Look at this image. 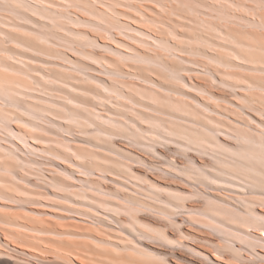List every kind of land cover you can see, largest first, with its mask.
I'll use <instances>...</instances> for the list:
<instances>
[{
  "label": "rangeland",
  "instance_id": "rangeland-1",
  "mask_svg": "<svg viewBox=\"0 0 264 264\" xmlns=\"http://www.w3.org/2000/svg\"><path fill=\"white\" fill-rule=\"evenodd\" d=\"M43 1L0 0V59L17 68L28 69L32 77L0 68V82L6 85L2 87L0 83V145L13 150L27 163L21 164L23 162L11 154L4 157L6 150L0 147V167L6 169L0 170V264H80V258L83 264H264V237L259 234L264 231L263 170L262 174L249 173L225 182L214 181L217 180L215 171L227 169L231 163L236 165L235 155L209 145L202 144L198 148L184 137L185 141L169 136L161 127L156 130L161 133L160 138L153 133L156 141L151 133L135 130L132 125L106 136L94 132L95 126L89 122L77 125L73 120L63 118V121L58 116L62 113H58L60 107L57 106L58 111L49 107V101L52 105L53 102L62 103L64 98H73L84 105L85 115L96 122L97 111L105 118L110 115L109 110L115 109L113 104L122 99L117 95L120 90L135 95L138 100L141 98L139 92L154 94V89L150 88L155 86L107 72L110 68L103 58L118 60L116 53H121L131 57L120 61L121 66L124 64L120 66L122 70L137 69L143 77L187 95L181 98L156 90L154 96L160 100L157 107L177 116L183 113L180 108H185L190 118L210 124L211 128L221 130L219 133L255 136L257 132L233 121L251 116L256 122L264 123V94L255 92L256 89H242L246 84L244 78L231 80L223 76L220 70L223 67L216 60L237 63V58L222 47L234 43L220 38L219 30L264 46V29L261 28L264 0H49L56 3V12L43 10ZM140 15L147 20L138 25L133 18ZM139 31L152 33V40L142 38ZM19 33H24V37ZM153 36L159 40L153 41ZM134 38L151 47L146 43L148 49L141 48ZM38 44L58 53L44 52ZM100 44H105L109 50L102 49ZM124 45H135L143 55L155 56L152 54L155 50L163 54L161 59L167 66L163 68V64L159 65L162 61L155 58L154 61L160 63L154 62L153 70L138 69L145 62L136 61L138 57ZM72 48L85 51L95 59L89 60ZM182 59L188 62L183 63ZM97 69L101 70L98 74L94 71ZM169 69L174 70L171 73ZM62 71L84 79L88 75L99 77L111 87L110 95L118 98L107 95L110 98L101 105L87 93L89 88L82 83L74 85L82 87L84 92L65 86L61 79L72 78L58 76ZM170 75L175 77L170 78ZM256 79L252 81L264 83ZM119 80L126 85L121 86ZM180 81L193 88L184 87ZM203 88L233 104H243L247 116L237 114L238 109L227 102L196 92ZM128 89L134 93L137 89V92L133 94ZM29 90H33L31 93L35 96L48 99L49 103L47 108L45 102L41 103L46 110L38 111L35 118L27 114L29 104L33 103L32 98L27 99ZM3 92L11 99L5 98ZM157 92H161L162 97ZM191 98L213 111L194 105ZM169 102L171 109L168 110ZM123 103L127 106L123 112L128 114L124 117L134 116L133 110L130 111L133 104L126 99ZM172 104L180 111L173 110ZM144 114L159 118L160 123L179 131H202L201 126L193 122H175L166 115L145 111ZM112 117L125 120L123 116ZM30 125L39 130L33 128L32 131ZM138 125L157 127V124L141 120ZM18 137L25 139V144ZM218 138L231 147L237 145L229 137L218 134ZM211 149L213 152L209 151ZM77 152L83 157L76 158ZM189 156L203 166L204 174L187 169ZM223 161H228L229 167ZM166 189H171L172 194ZM175 190L182 192V199L176 197ZM19 225L45 231V236L40 235L47 239L46 242L33 241L29 238L33 232ZM27 234L28 237L24 236ZM74 252L79 259L73 258Z\"/></svg>",
  "mask_w": 264,
  "mask_h": 264
},
{
  "label": "bare ground",
  "instance_id": "bare-ground-1",
  "mask_svg": "<svg viewBox=\"0 0 264 264\" xmlns=\"http://www.w3.org/2000/svg\"><path fill=\"white\" fill-rule=\"evenodd\" d=\"M43 4H45V5H43V7H42V9L43 10H45V11H51V12H56L55 11V8H56V3H54V2H51V1H49V0H45V1H43ZM16 5V4H15ZM130 5V4H129ZM128 7V6H127ZM58 8V7H57ZM129 9H132V8H129ZM140 9V8H139ZM135 10V9H134ZM109 11V10H108ZM125 11V10H124ZM136 11V10H135ZM136 12H138V11H136ZM119 13H121V12H119ZM123 13V12H122ZM130 18H133L132 16H129ZM133 20L134 21H136V23L138 24V22H139V24L141 23L140 21H145V20H147L146 19V17H142L141 15H140V17H138L137 16V18H133ZM138 24V25H139ZM258 24H260V23H258ZM238 25V24H237ZM240 26V25H239ZM262 29H264V25H262V27H261ZM143 29H145V28H143ZM161 29H164V27H162ZM139 33L140 34H142V38L144 37H146L147 39H148V37H149V39H151L152 40V33L151 34H149V33H147V32H142V31H139ZM139 33H138V35H139ZM19 34H22L23 35V37H24V33H19ZM218 34H219V37L220 38H222V39H226L227 41H229V42H232V43H234L233 45H225V46H222L225 50H228V52H229V54H231L232 56H234V57H236L237 59H236V61H237V63H234V61H232V63L230 62V63H228V62H224V61H221V60H219V61H217L216 60V63L218 64V65H220V66H222L223 68H221L220 70H221V74H223V76H225V77H228L229 79H231V80H234V79H237V80H239V79H242V78H244L245 80H246V84L243 86V88L242 87H240V88H242V89H244L245 91H250V90H254V89H256V91L255 92H257V93H259V92H261L262 94H264V83H257V82H254V81H252V79H255V80H257L256 78H259V79H261V80H264V46L262 47V46H260V45H258V44H254V43H252V42H250L249 40H245V39H238L237 37H234V36H232L229 32H224V31H220L219 30V32H218ZM140 36V35H139ZM182 36V35H181ZM154 37V36H153ZM159 38V37H158ZM154 40L153 41H156V40H159V39H157V38H153ZM188 40H190L189 38H187ZM136 40V43H138L139 42V45L141 46V48H143L144 47V49H148V48H146V43L147 42H145V41H142V40H139L138 38L136 39V38H134V41ZM202 40H205V39H202ZM48 41V40H47ZM188 42V41H187ZM186 42V43H187ZM21 43V42H20ZM141 43H142V45H141ZM144 43V44H143ZM21 44H23V45H25L24 43H21ZM120 44V43H119ZM189 44V47H190V43H188ZM192 44V43H191ZM213 44V43H212ZM97 45V44H96ZM156 45V44H155ZM158 45H160V43L158 44ZM202 45V44H201ZM128 50H129V52H131L134 56H136V57H138V59H136V61H142V62H145L144 63V66H139L138 67V69H144V68H148V70L150 71V70H153V68H151L152 66L151 65H153L154 64V59L155 58H159L161 61H162V59H161V56L163 57V54H161V53H158V52H156L155 50H154V45H152V46H154L153 47V50H154V52H152V54H155V56H151V55H148V54H140L139 52H138V50H137V48H136V46L135 45H124ZM151 47V45L149 44V43H147V47ZM188 46V45H187ZM216 46V45H215ZM233 46H235V47H233ZM38 47L40 48V50H43L44 52H46V51H53V52H55V53H58L56 50H54V49H52L51 47H48V46H45V45H42V44H38ZM100 47H102V49L103 48H105L104 50H109V48L107 49L106 47H108V46H106L105 44H100ZM149 47V48H150ZM139 48V47H138ZM219 48V47H218ZM124 49V48H123ZM140 49V48H139ZM72 51H75V52H78V53H81L85 58H88L89 60H94L95 58H93L92 57V55L90 56L89 55V53H87V52H85V51H82V50H79V49H76V48H72L71 49ZM111 50V49H110ZM112 50H113V48H112ZM111 50V51H112ZM197 50V49H196ZM222 50V49H221ZM250 50H254L253 52L252 51H250ZM124 51V50H123ZM127 51V50H126ZM146 51V50H145ZM148 51V50H147ZM146 51V53H148ZM121 52V51H120ZM143 52V51H142ZM228 52H227V54H228ZM150 53V52H149ZM157 53V54H156ZM116 54H119V59L118 60H114V59H105V58H103V60H105V64L107 63L108 64V68H110V70L108 69V71L107 72H110V73H113V74H115V75H117V76H120V78L122 77V78H125V76L127 77H133V78H137L138 80H140V81H142L143 83H146V85H148V86H150V87H152V86H155V87H152V88H150L151 90L152 89H154V90H152V92H154V94L156 93V90L157 91H159V90H163V91H166V93L165 94H167V92L168 93H171L170 95L172 96H174V94H176L177 96L178 95H180L181 96V98L183 97V96H187L186 94H184V93H182V92H180V91H177V90H174V89H172V88H169V87H164V86H161V85H159V84H157V83H155L154 81H151L150 79H148V78H146V77H143L140 73H137L136 71H137V69L135 70V71H133V69H130L129 70V72L128 71H124V69L122 70V66H124V64L121 66V63H120V61H125V60H127V59H129V58H131V57H128L127 55H124V54H121V53H116ZM130 54V53H129ZM161 54V55H160ZM228 54V55H229ZM230 55V56H231ZM165 57V56H164ZM180 57V56H179ZM179 57H178V59H179ZM166 58V57H165ZM164 59V58H163ZM132 60H134V58H132ZM215 60V59H214ZM32 61V60H31ZM180 61H181V58H180ZM182 61H183V63H187L188 62V60H183L182 59ZM187 61V62H186ZM29 62V61H28ZM42 62H44V60H42ZM213 62L214 61H211L210 63H212L213 64ZM45 63V62H44ZM155 63H157V64H159L158 62H157V60H156V62ZM163 64V65H162ZM217 64H216V66H217ZM25 65V67H29V66H26V64H24ZM102 65H104V64H102ZM155 65V64H154ZM159 65H162L163 66V68H165L166 66H167V64H166V62H164V61H162ZM109 66H112V68L111 67H109ZM121 66V67H120ZM156 66V65H155ZM61 68H64V70H69V69H67V68H65V67H63V66H60ZM114 67H115V69H114ZM0 68H6V70H13V71H15V72H18V73H21V74H26L29 78L31 77V75L28 73V69H22V68H17V67H15V66H13V65H10V64H8L7 62H6V60H1L0 59ZM86 68V67H85ZM106 68V67H105ZM137 68V67H136ZM128 69V68H127ZM172 69V68H171ZM176 69V68H175ZM184 69H185V67H184ZM183 69V70H184ZM8 70V71H9ZM80 70H82V69H80ZM148 70H146L145 69V72L147 71L148 72ZM174 70V69H173ZM173 70H171L170 71V69H169V71L172 73V71ZM182 70V71H183ZM70 71V70H69ZM95 72H97V74H98V72H101V70H94ZM169 71H168V73H169ZM184 71H186V70H184ZM58 74V76H68V77H70V78H72V79H69V80H63V79H61L62 80V83H64V85L65 86H69V87H71L72 88V90H74V91H77V90H79V92H84V91H82V90H84L82 87H76L75 85L76 84H81L82 83V85L83 86H86V87H88L89 88V91L87 92V93H89V94H91L92 96H93V99H94V101H96V100H98L99 101V103L101 104V105H104V102H105V100H108V98H110V97H112V98H118V96H120L121 98V101L119 102V101H116V103H114L113 105H114V107H115V109H113V110H109L108 112H109V114L110 115H107V117H105L104 118V116H101L100 115V112H99V115H98V111H97V114H96V116H95V118H98V121H96L95 122V120L93 121V120H91V119H89L86 115H85V112H83L84 111V107H82V106H84V105H82L81 103H79L77 100H75V99H73V98H64L63 99V102L62 103H59V102H53L52 103V105L54 104V105H56V106H52V105H50L51 104V102L49 101V103H48V99H45V98H43V97H38V96H35V95H33L32 93H31V91H33V90H29L28 92L30 93V94H26L27 95V99H28V97L31 99V100H33V103L31 104H29V107H28V109H27V114H29V115H31V116H34V118L35 117H37V113H38V111H41L42 109L43 110H46V109H44V108H42L43 106V104H44V106L47 108V106H48V104H49V107H50V109H54V110H56V111H58V108H57V106H59L60 108H59V111H58V113H60V111L62 112L61 114H59L58 116H60L62 119L64 118V119H66V120H73V121H75V123L77 124V125H80V124H82V122H89L90 124H93L95 127H94V129H93V131L94 132H97V133H99V134H105L106 136H108V135H111V134H113V132H115V131H118V130H121V128L122 127H127L128 125H132V126H134L136 129L135 130H140L141 132H143V133H151L150 135H151V137L152 136H154V134L153 133H155L156 135H158L159 134V137L157 136V138H160V136H161V133H158V132H156V130H157V128H160L161 127V129L163 128L164 130H166V133L167 134H169V136L170 135H172V136H177V138H175V139H178L179 137H181V138H179V139H182L183 140V137H184V139L186 140V142H189L190 144L191 143H194V144H196V147H198L199 145L201 146L202 144L203 145H209L210 147H212V148H214V149H217V150H222V151H227V152H230V153H232L233 155H235L237 158H238V160L236 161L237 163H236V165H232V163L230 164V167L232 168H230L229 167V164H228V161L226 162H222L223 164L225 163V164H228V167L230 168H227V166L225 165L224 166V168H227V169H220V170H218V171H215L214 169H215V167H214V169H212V173H213V171H215L214 173H217L215 176L217 177V180H214V181H218V182H220V181H222V182H225V180H227V179H229V178H231V179H235V178H237L238 176H240V178H241V175H242V177H244V175H245V177H246V175H249V173L251 174H262V170H263V172H264V123H262V122H256L251 116H248V118H246V119H236L235 118V120L233 121L236 125H239V126H244V127H247V128H249L250 130H252V131H254V132H257L256 133V135L254 136V135H252V134H240V133H236V134H226V133H219V131H221V130H219V129H214V128H211L210 127V124L209 125H206V124H204V123H202V122H200V121H198V120H193L192 118H190L189 117V114L187 113V111H186V109L184 108H180L181 109V111L179 110V109H176V107H178V106H176L175 107V105L177 104V102L175 103V102H172V103H175V105L174 104H172V105H174V106H172V108L173 107H175V108H173V110L174 109H176V110H179L182 114H181V116L179 115V116H177V115H174L173 113H167L165 110H163V109H161V107H157L158 106V104H159V102H160V100L158 99L157 100V98H155V96H154V94L153 93H149V94H145V93H142V92H139V94H140V96H141V98L140 99H143V100H145V101H147V103H145L144 101L142 102V100L140 101V99L138 100V99H136V97L134 98V96H132V95H130V94H128V93H126V92H123L124 91V89H123V91L122 90H120L119 91V93L117 94L118 96H115V97H113V96H111L110 95V92L112 91L111 90V87H109V85L106 83H104L99 77H95V76H90V75H88V76H86L85 77V79L83 78V77H78L76 74L74 75V74H72V73H68V72H65V71H62V72H58L57 73ZM96 74V73H95ZM173 74H174V72H173ZM20 75V74H19ZM100 76V75H99ZM169 76V75H168ZM172 76H174V75H170V78H172ZM178 76V75H177ZM68 77H67V79H68ZM127 77V78H128ZM175 77V76H174ZM32 78V77H31ZM60 77H57V79H59ZM176 78H179V77H176ZM66 79V78H65ZM1 80V79H0ZM74 80V81H73ZM136 80V79H135ZM137 80V81H138ZM87 81H92L94 84H92V85H95V88H94V86H92V85H90ZM118 83L120 82V84L122 83V85L121 86H123V84L124 85H126V82L124 83L122 80H119V81H117ZM180 82H182L183 83V85H184V87H188L189 89H192L193 87L192 86H189L188 84H186V83H184L183 81H180ZM0 83H2L1 85H2V87L5 85V83L3 84V82H0ZM116 83V82H115ZM6 84H8V83H6ZM75 84V85H74ZM119 84V85H120ZM133 84V83H132ZM141 84V83H140ZM99 87H97V86ZM108 85V86H107ZM143 85H145V84H143ZM6 86V85H5ZM124 87V86H123ZM186 87V88H187ZM122 88V87H121ZM157 88V89H156ZM159 88V89H158ZM239 87H237V88H235V89H238ZM23 89H26V88H23ZM195 89V88H194ZM129 91H134V90H131V89H128ZM14 91H16V92H18V93H20V94H22V92L21 91H19V90H14ZM162 91V92H163ZM27 92V91H26ZM27 92V93H28ZM131 92V93H132ZM137 92V89H135V93ZM143 92H145V91H143ZM196 92H201L202 94H207L209 97L208 98H211V99H213V100H220V101H222V102H227V103H229V104H231V105H233L235 108H237L238 109V111L239 112H236L237 114H244V115H246V112H245V108H244V105L243 104H241V103H239V104H233L232 102H229L226 98H224V97H219V96H215V95H213V94H210L209 92H207L204 88L202 89V90H198V89H196ZM130 93V92H129ZM134 92H133V94H135ZM158 93H159V95H158ZM160 93L161 92H157V95L158 96H160ZM261 93H259V94H261ZM3 94H5V98H9L10 96L8 95V93L7 92H3ZM32 94V95H31ZM24 95V94H23ZM22 95V97H24ZM25 95V96H26ZM107 95H109V96H107ZM154 97H153V96ZM175 95V96H176ZM236 96H238V94H235ZM251 95L252 96H255V93H251ZM169 95H167V97L166 98H168L169 99V97H168ZM179 96V97H180ZM18 97H20L19 95H18ZM160 97H162V96H160ZM178 97V98H179ZM244 97V99H247V98H245V96H243ZM25 99H26V97H24ZM171 98V97H170ZM172 98H174V97H172ZM176 98V97H175ZM187 98V97H186ZM189 98V97H188ZM242 98V97H241ZM9 99H11V98H9ZM20 99V98H19ZM22 99V98H21ZM128 100L129 102H131L132 104H133V107H132V109H130V111L131 110H133V112H134V116H129V117H124V116H126V115H128V114H125L123 111L126 109V105L123 103V101L124 100ZM190 99V98H189ZM243 99V98H242ZM241 99V100H242ZM15 99H12L11 101H14ZM191 100H193V102H194V105H196V106H199L200 108H202V109H204L205 111H207V108L208 109H210L208 106H206L204 103H201V102H199L198 100H196V99H194V98H191ZM23 101V100H22ZM34 101H38V105H37V102H34ZM243 101V100H242ZM15 102V101H14ZM43 102H45V103H43ZM108 102V101H107ZM7 103V102H6ZM6 103H5V106H7V105H10V104H7L6 105ZM21 103V102H20ZM19 103V104H20ZM41 103H43V104H41ZM48 103V104H47ZM68 103H70L69 105H68ZM14 104H16V102L14 103ZM18 104V105H19ZM147 104H149V105H152L153 107H150L149 105H147ZM117 105H120L121 106V108H119ZM190 105V104H189ZM189 105H187L188 107H189ZM137 108H136V107ZM10 107H12L11 105H10ZM14 107V106H13ZM18 107V106H17ZM20 107V106H19ZM18 107V108H19ZM80 107H82V108H80ZM207 107V108H206ZM15 108H16V105H15ZM22 108V107H21ZM20 108V109H21ZM38 108H40V109H38ZM156 108V109H155ZM167 109V108H166ZM169 109H171V105H170V102H169V106H168V110ZM48 110V109H47ZM4 113H6L4 110H2ZM50 111V110H49ZM56 111H54V112H56ZM144 111L145 112H147V113H150V114H154V113H156V114H162V115H166V116H168V117H170L169 119L170 120H175V122H176V120H181V121H183V122H186V123H191V122H193V123H195V124H197V125H199V126H201V130L202 131H200V132H194L193 130V133L191 132V131H188V130H185V129H183V130H185V131H188V132H183V131H179V130H176V129H173V128H171V127H167V126H165L164 125V123H160V120H159V118H156V117H153V116H150V115H147V114H144ZM210 112H212L213 110H209ZM12 112V111H11ZM173 112V111H172ZM90 113V112H89ZM36 115V116H35ZM117 116V117H121V116H123L124 117V119L125 120H122V121H120V120H117V119H115V117H112V116ZM162 115H161V117H162ZM89 116V115H88ZM247 116V115H246ZM164 117V116H163ZM1 118V117H0ZM4 118H5V116H4ZM4 118H2V119H4ZM64 119H63V121H64ZM234 119V118H233ZM103 120V121H102ZM140 120L143 122V121H145V122H148V123H150V124H157L155 127H156V129H152V126L153 125H151L150 126V128H142L141 126H139L138 125V121L140 122ZM213 120V119H212ZM173 121H172V123H173ZM215 121V120H214ZM85 122V123H86ZM174 122V123H175ZM173 123V124H174ZM252 123H253V125H252ZM84 124V123H83ZM213 124L215 125V124H217V122L216 123H214L213 122ZM143 125H144V123H143ZM148 125V124H147ZM182 125V124H181ZM131 126V127H132ZM31 127V128H30ZM30 129H32V131H33V128H35V126L34 125H30ZM154 127V126H153ZM184 127V126H183ZM128 128V127H127ZM186 129H188L187 127H186ZM12 131L11 129H8V131ZM35 130H37V128H35ZM39 130V129H38ZM37 130V131H38ZM44 130V129H43ZM124 130V129H123ZM9 131V132H10ZM31 131V130H30ZM47 131V130H46ZM92 131V132H93ZM218 134H219V136H225V137H229L230 139H233L236 143H237V145H236V147L235 146H233V147H231V146H229V145H227V144H225V143H222L221 141H220V139L218 138ZM104 135V136H105ZM103 136V135H102ZM150 137V136H149ZM19 139H20V137H18ZM174 138V137H173ZM152 139H155V141H156V138H154V137H152ZM20 140H22V142L25 144V139H20ZM185 140H183V141H185ZM222 140H224V139H222ZM49 141V140H48ZM146 141V140H145ZM226 141V140H225ZM45 142V141H44ZM185 142V143H186ZM228 142V141H227ZM21 143V142H20ZM188 143V144H189ZM234 143V142H233ZM235 143V144H236ZM155 144V143H154ZM235 144H233V145H235ZM90 145H93V146H96V147H102L103 145H101V144H98V145H96V144H90ZM199 146V147H200ZM0 147H1V149H4V150H6V151H4V157L5 156H9L10 154L12 155V156H15L16 158H17V160L18 161H21V162H23V163H21V164H27V163H24V160L22 159V158H20V157H18L16 154H14V152H13V150L12 151H10V149H8L7 147H2L1 145H0ZM198 147V148H199ZM35 148V147H34ZM207 148H209V147H207ZM206 148V149H207ZM35 149H37V148H35ZM105 149H106V147H105ZM205 149V148H204ZM38 150H42V149H38ZM37 150V151H38ZM43 151V150H42ZM209 151H211V152H213L212 151V149L211 150H209ZM162 154V153H161ZM222 154H223V152H222ZM3 155H2V157H3ZM163 155V154H162ZM77 157H83L82 156V154H79L78 152L76 153V158ZM165 157V156H164ZM190 157V156H189ZM196 157H197V155H196ZM208 157V156H207ZM186 158V157H185ZM229 158V157H228ZM165 159V158H164ZM189 161V164L190 165H188L187 166V169L189 168V169H191L193 172H196L197 173V171H198V173H202V170H201V168H203V166L202 165H198L196 162H195V160L194 159H191V157L188 159ZM171 161V160H170ZM200 161V160H199ZM77 165V167L79 168L80 167V165L78 164V163H76ZM201 164V163H200ZM182 166V165H181ZM184 166H186V165H184ZM202 166V167H201ZM205 167L207 166L206 164L204 165ZM221 167V166H220ZM217 168V167H216ZM221 168H223V167H221ZM234 168V169H233ZM188 169V170H189ZM218 169V168H217ZM0 170H3V171H5L6 169H4V168H1L0 167ZM80 169H78V171H79ZM194 170H196V171H194ZM191 171V172H192ZM81 172H83V171H81ZM180 173H181V171H180ZM186 174V173H185ZM202 174H204V173H202ZM184 176V175H183ZM263 176V175H262ZM213 176H211L210 178H212ZM227 177V178H226ZM249 177V176H248ZM251 178H252V176H250ZM264 177V176H263ZM205 178V177H204ZM226 178V179H225ZM207 179V178H206ZM212 179H214V177L212 178ZM18 180H20V179H18ZM50 181V183L52 182L51 180H49ZM59 181V180H58ZM192 181V180H191ZM205 181V180H204ZM228 181V180H227ZM259 181V180H258ZM53 182L54 183H57V184H59V186L61 185V183H58L57 181H55V180H53ZM52 182V183H53ZM79 182H83L82 180H79ZM209 182V181H208ZM210 182H211V180H210ZM83 184V183H82ZM216 185H218V184H216ZM61 186H63V185H61ZM155 186V185H154ZM158 186V185H157ZM157 186H156V188H157ZM204 186V185H203ZM226 186V185H225ZM231 186V185H230ZM234 186V185H233ZM254 186V185H253ZM163 187V186H162ZM226 187H228V186H226ZM166 187H164V189H165ZM232 188V187H231ZM239 188V187H238ZM163 189V190H164ZM167 189H169V188H167ZM166 189V190H167ZM162 190V189H161ZM174 190V189H173ZM237 190V189H236ZM260 190H261V188H260ZM168 191V190H167ZM172 192V190L170 189L169 191H168V194H170L171 192ZM246 191V190H245ZM170 192V193H169ZM175 192L177 193V194H175ZM175 192L173 191V194H175L176 195V197H181V195H182V192H180V191H178V190H175ZM180 192V193H179ZM195 192V191H194ZM249 192V191H248ZM178 193H179V195H178ZM172 194V193H171ZM185 194V193H184ZM189 194V193H188ZM204 194V193H203ZM202 194V195H203ZM56 195V194H55ZM174 195V196H175ZM178 195V196H177ZM171 196V195H170ZM173 195L171 196V197H174ZM183 196V195H182ZM58 197V196H57ZM60 198V197H59ZM85 198H86V196H85ZM90 199V198H89ZM175 199V198H174ZM181 199H182V197H181ZM91 200V199H90ZM180 200V199H179ZM215 208V207H214ZM250 210V209H249ZM82 214V213H81ZM252 217V216H251ZM83 219V218H82ZM21 227H23V229H26V230H30V232H33L32 233V236H29V238L31 237L32 239H33V241H34V239H36L35 241H37V240H39L40 242L42 241V242H46V238L45 237H42V235L44 234L43 232H45V231H42V230H40V229H36V228H27V227H25V226H23V225H19V228H21ZM31 227V226H30ZM84 229V228H83ZM11 230V229H10ZM20 230V229H19ZM22 231V230H21ZM2 232V231H1ZM99 232V231H98ZM264 232V231H263ZM259 233V234H261V236H263L264 237V233ZM3 233H6V232H3ZM2 233V234H3ZM23 233V232H22ZM25 233H27V232H25ZM34 234V235H33ZM36 234H39V236L37 235V236H35ZM40 234H42V235H40ZM47 234V233H46ZM49 234V233H48ZM47 234V235H48ZM60 234V233H59ZM163 234V233H162ZM5 236H7L6 234H4ZM3 235V237H5ZM29 235H31V233L29 234ZM24 236H27L28 237V234L27 235H24ZM41 236V237H40ZM44 236H45V234H44ZM59 239V238H58ZM41 242V243H42ZM48 242V241H47ZM48 244V243H47ZM50 244V243H49ZM51 245V244H50ZM52 246V245H51ZM59 246V248H60V245H58ZM57 245L55 246L56 248L58 247ZM74 246H76V245H74ZM109 246H111V245H109ZM33 247H35V246H33ZM53 247V246H52ZM24 248V247H23ZM27 248V247H26ZM31 249V248H30ZM61 249V248H60ZM123 249L124 250H126L124 247H123ZM40 250V249H39ZM69 250V249H68ZM127 250H129V249H127ZM40 251H42V250H40ZM82 251V250H81ZM84 252V251H83ZM81 253V252H80ZM79 253V254H80ZM97 253H99V252H97ZM0 254L2 255V253L0 252ZM74 256H73V258L74 257H76L75 259H77V257L78 256H76V254L77 253H75L74 252ZM84 254V256H85V253H83ZM82 254V255H83ZM58 256H60L59 254H57ZM142 255V254H141ZM46 256V255H45ZM2 257V256H1ZM47 258V257H46ZM65 258V257H64ZM63 258V259H64ZM78 259H79V257H78ZM81 259V258H80ZM78 260V261H80L82 264H83V259H81V260ZM85 260V259H84ZM92 262V261H91ZM80 263V264H81ZM88 263V262H87ZM89 264V263H88Z\"/></svg>",
  "mask_w": 264,
  "mask_h": 264
}]
</instances>
